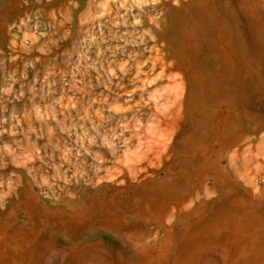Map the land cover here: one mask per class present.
Instances as JSON below:
<instances>
[{"label": "rangeland", "instance_id": "obj_1", "mask_svg": "<svg viewBox=\"0 0 264 264\" xmlns=\"http://www.w3.org/2000/svg\"><path fill=\"white\" fill-rule=\"evenodd\" d=\"M86 247L264 264V0H0V264Z\"/></svg>", "mask_w": 264, "mask_h": 264}, {"label": "bare ground", "instance_id": "obj_2", "mask_svg": "<svg viewBox=\"0 0 264 264\" xmlns=\"http://www.w3.org/2000/svg\"><path fill=\"white\" fill-rule=\"evenodd\" d=\"M193 6V5H192ZM195 12V11H194ZM182 13H184L183 12V10H182ZM192 13V12H191ZM185 14V13H184ZM200 14V13H199ZM186 16V15H185ZM202 18V17H201ZM192 21V20H191ZM206 21V20H205ZM180 22V21H179ZM181 25H182V23H181ZM203 32V31H202ZM197 39V38H196ZM187 40V39H186ZM226 40V39H225ZM235 49V48H234ZM196 51V50H195ZM195 53V52H194ZM233 56V55H232ZM191 60V59H190ZM199 63V62H198ZM203 67V66H202ZM204 69H205V67H204ZM213 69V68H212ZM231 70V69H230ZM219 72V71H218ZM235 73V72H234ZM220 74V73H219ZM223 74H225V73H223ZM199 75V74H198ZM197 75V76H198ZM229 75V74H228ZM196 76V77H197ZM201 76V75H200ZM223 76V75H222ZM202 77V76H201ZM231 77V76H230ZM194 78V77H193ZM219 78V77H218ZM220 81V80H219ZM230 81V80H229ZM223 82V81H222ZM236 82V81H235ZM221 84V83H220ZM228 85V84H227ZM232 85V84H231ZM224 86V85H223ZM199 87H200V85H199ZM217 88V87H216ZM220 88V87H219ZM200 89V88H199ZM216 94V93H215ZM235 99V98H234ZM101 216V215H100ZM76 220V219H75ZM101 220V219H100ZM104 224H107L108 225V227H111L112 229H114V230H118V231H122L123 229H124V226L120 223V222H118V221H115L114 219H111V218H108V217H104L102 220H101ZM100 221V224L102 223ZM77 221H75V223H76ZM72 224V223H71ZM70 224V225H71ZM72 225H76V227H72L73 228V232L77 235V234H79L81 231H85V230H87V229H89L90 227H91V222L90 221H88V222H86V223H84V224H82V225H77V224H72ZM71 225V226H72ZM103 225V224H102ZM43 245H39V247H38V249H36V252H34V257L35 258H38V259H43V256H44V252H43ZM93 250V248L92 247H86V248H83V249H80V250H78L77 252H74L73 254H72V256L69 258V262H70V264H76L77 263V261H80L81 259H83V258H86L87 256H90L91 255V252H92V250ZM89 254V255H88ZM99 256V255H98ZM68 259V258H67Z\"/></svg>", "mask_w": 264, "mask_h": 264}, {"label": "crops", "instance_id": "obj_3", "mask_svg": "<svg viewBox=\"0 0 264 264\" xmlns=\"http://www.w3.org/2000/svg\"><path fill=\"white\" fill-rule=\"evenodd\" d=\"M19 262V261H18ZM2 264H4V261H1Z\"/></svg>", "mask_w": 264, "mask_h": 264}]
</instances>
